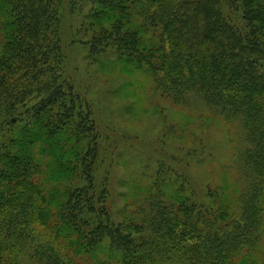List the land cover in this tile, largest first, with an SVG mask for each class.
Returning a JSON list of instances; mask_svg holds the SVG:
<instances>
[{"label": "trees", "instance_id": "obj_1", "mask_svg": "<svg viewBox=\"0 0 264 264\" xmlns=\"http://www.w3.org/2000/svg\"><path fill=\"white\" fill-rule=\"evenodd\" d=\"M64 2L0 0V264H82L104 251L98 264H251L238 256L264 234V0H69L88 7L78 33L91 58L113 52L175 103L196 96L238 118L248 141L255 181L239 219L226 194L199 200L180 176L149 188L140 221L120 223L96 191L91 109L66 77ZM46 155L61 172L81 168L87 186L55 198L36 180Z\"/></svg>", "mask_w": 264, "mask_h": 264}, {"label": "rangeland", "instance_id": "obj_2", "mask_svg": "<svg viewBox=\"0 0 264 264\" xmlns=\"http://www.w3.org/2000/svg\"><path fill=\"white\" fill-rule=\"evenodd\" d=\"M70 6L65 0V73L95 120L100 153L94 181L98 195L104 190L112 219L117 223L130 217L140 221L150 202L149 188L157 191L159 185L174 184L180 176L184 183H191L199 200H205L208 192L226 194L228 209L239 219L241 196L255 181L245 164L248 141L241 120L212 110L196 96L175 103L155 88L151 74L119 61L113 52L91 58L83 34L78 33L88 7L73 10ZM144 35L154 38L152 32ZM57 160L46 155L36 180L48 191L56 188L55 198L64 200V193L86 187L87 181L81 168L78 176L61 172ZM76 259L98 264L107 255L104 251L98 257ZM245 259L264 264V234L256 249L246 248L238 256L239 262Z\"/></svg>", "mask_w": 264, "mask_h": 264}]
</instances>
